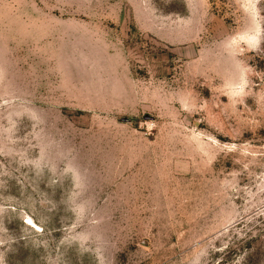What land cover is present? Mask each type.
<instances>
[{"label": "rangeland", "instance_id": "1", "mask_svg": "<svg viewBox=\"0 0 264 264\" xmlns=\"http://www.w3.org/2000/svg\"><path fill=\"white\" fill-rule=\"evenodd\" d=\"M0 264H264V0H0Z\"/></svg>", "mask_w": 264, "mask_h": 264}]
</instances>
